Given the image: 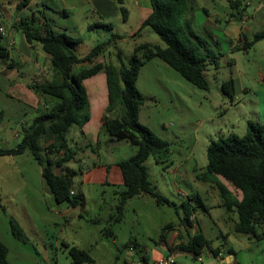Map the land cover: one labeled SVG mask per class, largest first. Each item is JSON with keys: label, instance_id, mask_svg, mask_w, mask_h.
Returning <instances> with one entry per match:
<instances>
[{"label": "rangeland", "instance_id": "rangeland-1", "mask_svg": "<svg viewBox=\"0 0 264 264\" xmlns=\"http://www.w3.org/2000/svg\"><path fill=\"white\" fill-rule=\"evenodd\" d=\"M43 1L46 3V0ZM238 1H240L238 15L241 17L239 21L247 25L252 17L250 14L252 10H249V7L262 0ZM105 3L108 4V14L97 13L94 6L88 4L83 6L82 14H78L77 7L71 10L73 16L70 21L54 17L52 11L42 7L40 0H33L28 10L36 12L38 17L50 18L56 33L70 35V29L75 28V36L81 40L78 48L80 56L86 55L96 44L107 41L111 34L126 37V41L112 44L104 55L98 57L99 62H107L117 67H120L116 56L118 50L122 51L123 62L127 66L135 45L154 43V40L164 45L149 27L143 29L134 39L128 37L140 26L137 8L138 5L143 6L145 0H124L126 19L120 12L117 0H105ZM189 5L190 12L187 18L191 19L192 28L208 42L206 46L215 54V62L206 63L205 77L209 89L203 90L192 85L159 58L148 61L141 69L137 85L145 97L141 122L167 141L170 149L166 157L160 161L154 156L147 160L149 180L160 194L173 201L178 208L158 204L154 198L141 195L127 201L123 219L116 222L118 186L92 182L83 184L79 174L76 191L83 194L85 205L83 208H72L67 203L58 204L54 201L51 192L44 187L39 164L29 152L18 157H0V189L9 193L14 189L17 191L12 203L5 202L6 198L3 197L6 213L0 209V241L6 243L10 249L11 264H70L71 258L64 246L65 243L70 246L87 247L98 233L108 228L116 237L109 239L107 246L115 249L118 255L124 253L128 242L135 241V237L138 249L149 252L156 248L155 242L159 241V236L167 224L182 228L184 218L182 205L188 206V203L189 209L194 211L198 226L212 248H221L220 251L223 249L224 256L230 253L229 250H233L237 261L242 264H264V240L257 241L253 237L235 232L237 214L233 211L228 212L222 206V197L216 187V181L220 178H202L208 163L207 150L213 141L225 139L230 135L243 137L249 119L260 122L257 112L264 109V101L261 99L264 84L260 79V75L264 77V41L248 50L238 49L243 43L241 35L239 39L228 36L226 30L219 26L221 23L225 24L234 13L227 0H191ZM0 11L2 13L0 28L3 30H9L12 25L19 23L21 16L15 2L0 0ZM234 14L237 15L236 10ZM262 23L264 24V15ZM107 25H111L112 29L109 30ZM89 26H93V29L89 30ZM263 28L264 26L256 21L250 25L245 39L251 40L253 33ZM15 43V47L21 46V31L17 33ZM238 44L237 48L233 47ZM39 47L40 44L35 42L33 48L36 50ZM95 60L94 62L98 61ZM89 65L86 63L82 66ZM45 67L47 74L42 73L36 77L26 73L20 74L24 77L23 83H28L30 78L29 84H40L50 80L53 73L51 63L47 62ZM79 67L81 66L75 68ZM16 68L20 73L23 72L20 67ZM12 70L14 69L6 71ZM229 79H233L237 86L232 99L222 90V83ZM97 82L98 76L91 81L86 80L83 85L86 91L93 94L91 87L93 89L97 87ZM240 85H244L248 92L243 94ZM24 97L32 102L27 91ZM10 108V103L2 99L0 93V122L6 126L5 134L2 137L0 135V148H15L22 138L23 127L30 125L38 114L43 113L28 108V112L23 111L19 117L11 118ZM2 112L6 113L5 120H2ZM83 126L72 125L67 138L70 141L80 139L82 134L80 129H83ZM107 136L106 131H101L96 136L99 141L88 139L91 144L89 149L92 148L95 153L93 158L95 162L114 163L126 160L136 152V146L131 141L124 140L123 145L108 146ZM72 150L75 155L82 158L81 149ZM73 167L78 169V173L80 170L88 169L87 165L80 162H76ZM170 169L176 170L177 175H172ZM55 172L61 173L62 170L56 167ZM9 175L12 177L8 178ZM19 175H24L28 179L26 180L28 188L23 186L25 181L22 178L20 181L17 180L16 176ZM226 184H229L233 195L241 199V194L231 187L230 183ZM177 190H186L195 198L199 197L202 203L188 202ZM25 195L28 196L27 208L30 210L28 212L22 208ZM13 216L24 226L28 243L17 241L12 236L9 220ZM131 234L134 238H131ZM225 235L228 239L223 237ZM225 241L229 245L227 250L223 244ZM198 258H201V261ZM198 258L194 259L192 254L182 252L176 257L175 264H220L207 248Z\"/></svg>", "mask_w": 264, "mask_h": 264}, {"label": "trees", "instance_id": "trees-1", "mask_svg": "<svg viewBox=\"0 0 264 264\" xmlns=\"http://www.w3.org/2000/svg\"><path fill=\"white\" fill-rule=\"evenodd\" d=\"M11 1H16L17 9L22 10L31 0ZM190 1L150 0V14L131 37L139 36L143 29L149 27L164 45L149 42L136 45L127 66L123 62L122 51L118 50L116 56L120 67L107 62L94 63V60L104 55L109 46L124 39V36L111 34L107 41L96 44L86 55L80 56L76 47L81 40L66 33H56L50 18L38 17L36 12H32L29 17L15 23L13 26L22 31L27 43L40 44L50 58L52 80L42 84H31V87L58 99L59 102L49 111L38 114L30 125L23 127L22 138L15 148H0V157H16L29 152L39 164L42 177L54 201L58 204L67 203L72 208H83L84 196L74 191L73 187L77 172L65 166L75 159V152L68 144L67 133L72 125L82 127L89 121L88 95L83 82L103 72L106 76L109 101L104 117L105 131L110 137L123 134L136 146V152L132 156L118 163L124 190L118 193L116 222L123 219L127 201L141 195L154 198L158 204L178 208L173 201L160 194L149 180L146 161L152 156L160 161L166 157L170 149L167 141L140 122V109L145 104V97L139 91L137 81L142 67L153 58H159L192 85L203 90L209 89L205 77L206 63L215 62V54L206 46L208 42L192 28L191 19L187 18ZM227 1L233 10L240 6L238 0ZM117 3L126 19L124 0H117ZM106 27L112 29L111 25ZM88 29H93V26H89ZM263 40L264 29L256 32L251 40L245 39L238 49L248 50ZM0 61L8 68L16 66L9 50L1 44ZM86 63L90 65L82 66ZM76 66L81 67L75 68ZM222 90L232 99L235 94L234 80L224 81ZM111 113L117 115L109 118L107 114ZM43 141L45 145L42 144ZM207 156L208 163L202 178H222L241 194V199L236 198L225 183L217 179L216 187L222 197V206L228 212L233 211L237 214L235 232L253 237L257 241L264 240V123L248 121L243 137L230 135L225 139L213 141L208 147ZM56 167L61 168V174H56ZM193 199L197 204L202 203L199 197ZM189 206V203L188 206L182 205L184 208L182 222L191 226L190 217L194 211L189 209ZM9 225L16 240L28 243V237L15 219H10ZM171 227V224L166 226L161 235L162 240H165L166 231ZM107 231L111 233L109 228L105 230L106 234ZM223 237L227 238L226 235ZM64 246L68 250L71 264L93 263L88 251L66 243ZM177 247L185 253L192 254L194 259H197L206 248L214 257H218L220 253V248L211 247L201 228ZM229 252L236 256L233 250ZM8 253L7 245L0 241V264H10ZM233 264L242 263L235 257Z\"/></svg>", "mask_w": 264, "mask_h": 264}, {"label": "crops", "instance_id": "crops-1", "mask_svg": "<svg viewBox=\"0 0 264 264\" xmlns=\"http://www.w3.org/2000/svg\"><path fill=\"white\" fill-rule=\"evenodd\" d=\"M32 1L33 0H31L28 6L23 8L22 10L17 9L19 11V15L21 16L20 19L28 17L33 12V11L28 10V7ZM13 2H15L17 6V2L16 1H13ZM40 2L42 4V7H46L50 11H52L51 14H53L54 17H57V19L65 18L66 21H70L72 19L73 13L71 12V10L77 7L78 14H82V12L84 11L83 6L88 5V4H92L94 6V11H96L97 13L102 12L104 14H108L109 12V8L107 6L108 4L105 3V0H46V3L43 0H40ZM235 10L237 11V15L234 14ZM249 10H252L250 13L252 17L247 25L239 21L241 17L240 15H238V9H234L233 10L234 13L230 15V19L228 18V20L225 21V24L221 23V21L219 22L221 23L219 25L220 28L222 30H226L228 36L239 39L241 35L242 42H244L248 30H250V25L256 23L257 21L258 23L262 24V26H264V24L262 23L263 15H264V0H262V2H258L257 4L256 3L253 4L251 7H249ZM137 11L140 15V22H142L151 12L150 0H145V3L143 6L138 5ZM1 17H2V13H0V18ZM59 29H62V28H59ZM64 30H67V29H64ZM19 31L20 30L16 29L12 25L9 30H4L3 32H0V44L9 50L11 59L16 63V66L20 67L21 71H23L22 73H20L19 69L16 68V66L14 68H8L6 64H4V62L0 61V93H1L2 99H4L7 103H10L11 105V108H10L11 111L9 113V117L11 118L19 117L23 111L28 112L27 110L28 108H30L31 111H35V112L42 111L43 113H45L49 111L50 109H52L54 106H56L59 102L58 99L48 94H45L44 92L40 90L33 89L31 87V84H29L31 78L29 79L28 83L26 84L23 83L24 77L23 76L21 77L20 74L26 73L28 75H32L35 77L42 73L47 74L45 70L47 69V67L45 66L47 62H50V58L42 50L41 45L39 48L35 50L33 48L34 44L33 45L28 44L22 31H21L22 44L18 48L15 47L16 45L15 38ZM69 33L72 37L77 38L75 36L76 34L75 28L70 29ZM254 34L255 33H253V35ZM131 36L132 34L128 37L133 38ZM123 40L126 41L127 38L124 37V39L118 40L117 42L120 43V41L122 42ZM10 41H14V45L11 47L9 46ZM263 41H260L256 43L255 45L262 43ZM153 44H159L163 46L157 40H154ZM80 45L81 43L77 45L76 47L77 53H78V48ZM237 46H239V44L236 46L234 45L233 47L237 48ZM134 48L135 47H133V50ZM97 59L98 61H96ZM96 60H95L96 62H99V58H96ZM8 69H14V70L8 72L6 71ZM140 74H141V71H140ZM140 74H139V77H140ZM97 76H98L97 87H95L94 89L91 87L93 94L87 91L88 103H89L88 111H89L90 119L89 121L85 123V125L83 126V129H80V132L82 133L81 138L80 139L78 138V140L75 139L73 141H70V139L67 138L69 147L71 149L73 148L81 149L83 156L81 158L75 155L74 156L75 159L67 163L65 166L77 172V175L74 177V185H73V187L75 188L74 191L77 190L76 183H78L79 181L78 175L80 174L81 182L83 184L88 183V182L98 183L102 185L111 184L114 186H118V190L116 191L118 194L120 191L124 190L122 173L118 166V163L121 161L114 162V163H103L101 161L95 162L93 159L95 153L92 150V148L91 150L89 149L91 144L89 143L88 139L91 138L93 141L94 140L99 141V139H96L97 134L101 131H105L104 117L106 116V109L109 104L105 74L102 72L87 80L91 81V79H96ZM28 77H25V78H28ZM139 77H138L137 85L139 83ZM260 79L263 81V84H264V77L260 75ZM51 80L52 78L46 81H51ZM42 83L44 82H41L40 84ZM236 88L237 86H236V83L234 82V92L235 93H236ZM240 88L243 94L248 92L247 88L244 87V85H240ZM2 90L5 91V93H3ZM26 91L29 95H31L32 102H29L28 99L24 97L26 96ZM261 99L262 101H264V93L262 94ZM142 107L140 109V115H139L140 122H141ZM116 115L117 114H113V113L107 114L109 118H114ZM1 116H3V118L1 117L2 120L6 119L5 112H2ZM257 116L259 118V121L261 123H264V109H259L257 112ZM248 121H252V120L249 119ZM141 123L144 124L143 122ZM5 131H6V126L0 122L1 137L5 134ZM107 137L108 138L106 142L108 143V146L109 145L119 146L121 144L123 145L124 140L130 141V139L123 134H120L118 137H110V136H107ZM76 162L84 163L85 165H87L88 169L86 171H82L79 169L80 171L78 173V169L73 167V165ZM169 172L174 176L177 175L178 173L176 170H173V169H170ZM56 174H61V173H56ZM7 177L9 178L12 176L9 175ZM16 178L18 181H20V179L22 178V180L25 181V184H23V186H27L26 180L28 181V179L24 175L23 176L19 175L18 177L16 176ZM221 181L224 182V180H221ZM224 183L228 188L230 187L228 186L229 184H226L227 182H224ZM19 187H22V186H19ZM44 187L47 188L46 190H48L45 180H44ZM16 192H17L16 189H14V191L12 190L10 193L8 191L4 192V190L0 189V198H1L0 209H2L3 212L7 210L5 202H9V201L10 203L14 202L15 200L14 198L17 195ZM177 192L182 196L183 199L188 200V201L190 200L189 202H194L193 198H195V196L187 192L186 190H177ZM3 197L6 198L5 202L3 200ZM27 197L28 196L25 195L23 197V202L20 201L22 202V208L25 212L30 211L27 208V205H28ZM12 218L15 219L14 216ZM190 221L192 223L191 226L185 225L182 222L181 223L182 228H177V227L172 226L170 229H168L165 234V240L161 239V235H162L161 234L159 236L160 237L159 241L155 242L156 248L152 249L149 252L146 250L138 249L139 245L135 237V241L131 240L128 242V245L124 253H121L120 255H118L115 249L109 248L107 246L108 240L111 239L112 237H116V234L111 229H110L111 233L110 231H107V234L105 233V229L102 230L100 233H98V235L92 241V243H90L87 247H81V246H76V247L89 252L90 256L93 259L92 264H150L153 261H156L161 258L168 257V256H173L176 261V257L178 256V254L183 252L177 246L181 244L182 242H186L188 237L191 235H194L200 228L198 226V223L196 222V217L194 214L190 217ZM19 224L23 228V230H25L24 226L21 225L20 222ZM131 236H132L131 238H134L133 234H131ZM4 244L7 245L6 243ZM223 244H224V248L227 250L229 245L226 243V241ZM131 247H133V250H130ZM138 250L140 251V253H138ZM9 253H10V249H9ZM9 253H8V261H9ZM216 259L220 262V264H233L235 261V256L229 253L224 256V250L222 249V251H220Z\"/></svg>", "mask_w": 264, "mask_h": 264}, {"label": "built area", "instance_id": "built-area-1", "mask_svg": "<svg viewBox=\"0 0 264 264\" xmlns=\"http://www.w3.org/2000/svg\"><path fill=\"white\" fill-rule=\"evenodd\" d=\"M245 20H247V18ZM3 31L4 30L2 28H0V32H3ZM13 45H14V41H10L9 46L11 47ZM130 250H133V248H130ZM199 261H201V258H199ZM175 263H176L175 258L173 256H168V257L153 261L150 264H175Z\"/></svg>", "mask_w": 264, "mask_h": 264}]
</instances>
